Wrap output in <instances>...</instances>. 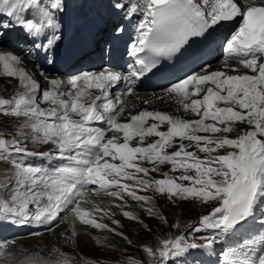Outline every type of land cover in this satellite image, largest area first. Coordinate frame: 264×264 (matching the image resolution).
Returning a JSON list of instances; mask_svg holds the SVG:
<instances>
[{"label": "snow or ice", "instance_id": "1", "mask_svg": "<svg viewBox=\"0 0 264 264\" xmlns=\"http://www.w3.org/2000/svg\"><path fill=\"white\" fill-rule=\"evenodd\" d=\"M245 3L247 0H142L128 5L117 2L114 7L124 10L128 19L142 14L137 41L130 48L135 63L126 75L108 70L83 72L69 78L67 86L45 76L49 88L42 90L19 67L20 57L0 52V75L16 79L22 89L11 99L0 98V114L23 117L21 129L31 132L30 136L23 131L18 133L23 139L0 138V161L11 165L10 174L0 180V220L51 225L61 212L71 210L81 223L106 229V225L86 219L89 214L79 206L86 185H95L117 199L123 198V192L144 204L152 198L136 192L151 189L169 198L191 197L204 204L215 202L216 206L193 229L207 233L199 237L203 243H190L184 235L161 239L155 249L143 246L148 264H176L189 250L215 255L214 264H264V4H248L245 10ZM67 8L66 0H0V18H7L0 19V36L10 28L18 29L35 48L45 51L47 62L52 64L62 41ZM221 24L232 25L223 45L225 66L234 61L248 71L229 75L225 71H209V65L165 90L198 119L141 111L127 123L118 122L124 108H117L109 99L111 88L123 80L130 94L135 82L157 66L159 57L172 56L190 38L204 36ZM90 89L99 90L100 94L85 103L91 96ZM65 95L69 99H62ZM42 103L51 106L44 109L40 107ZM149 120L153 123L148 124ZM236 123H247L250 130L235 139L215 135L232 132ZM161 124L167 125L166 132L158 131ZM107 132L114 135L106 138ZM116 134H122V143ZM150 136L158 139L146 147L140 146ZM137 137L139 143L131 146ZM29 140L37 145H52L54 150L30 152L22 146ZM174 140L180 141L178 149L168 154L166 149L174 146ZM185 140L188 146L183 143ZM193 145L209 158L201 160L187 151ZM224 148L229 149L226 154L212 155ZM16 155L61 163L44 168L17 160ZM138 161L153 164L151 171L168 163L172 171L183 170L184 174L175 179L168 178L167 173L161 180L139 179L135 174L147 176L149 169ZM190 170L195 176L187 174ZM122 180L134 181L136 189ZM177 181H188L191 186ZM146 210L150 217L157 215L152 207ZM122 214L126 219L137 220L128 212ZM257 223L260 228L255 231ZM129 264L142 262L130 259Z\"/></svg>", "mask_w": 264, "mask_h": 264}, {"label": "rangeland", "instance_id": "2", "mask_svg": "<svg viewBox=\"0 0 264 264\" xmlns=\"http://www.w3.org/2000/svg\"><path fill=\"white\" fill-rule=\"evenodd\" d=\"M76 1L79 2L80 0ZM66 2H68V0H66ZM34 73L38 74L35 71ZM30 75L33 77V79H35L33 74ZM0 77L6 76L1 75ZM9 78L13 79L11 77ZM11 81L12 82H6L0 80V98L10 97L17 92V90L13 88V81L16 82V80L13 79ZM4 85H6V87H4ZM41 86L42 90H47L49 88L46 79L43 80ZM138 94L143 95L145 93ZM154 94L155 93H149L145 95H151L152 98H156ZM65 98H68V96L62 97V99ZM138 102H140V105H147L149 103L148 101H145L143 103L141 101ZM50 106L51 105H49L48 103L40 104V107L44 109H47ZM139 106L137 108H134L138 110L141 108ZM129 108H132V105H129ZM131 111L136 113V111L134 110ZM150 112H158V107H156L155 111ZM128 116V109L124 106V112L122 113L121 117L118 118V122H129L130 118L127 119ZM172 117L178 118L179 115L174 113V116ZM194 118L195 117L193 116V120ZM23 123V117L17 118L1 115L0 138L9 140L13 138L23 139L21 135H18V133H20L21 131L30 136V129H21V125ZM151 123L152 122L148 121V124ZM246 130H250V126L248 124L236 123L233 125L232 132L217 133L215 135H226L228 136V138L235 139L240 134L245 133ZM158 131L166 132L167 125L161 124L158 128ZM116 135L120 136L118 142L122 143V134ZM151 137L152 139L150 137H145L143 143L140 144V146L154 143L153 139H158V137ZM175 141L179 143L178 140ZM138 143L139 140L134 141L132 145L137 146ZM183 143L185 144V146L189 145V142L186 140L183 141ZM173 145V147H169L166 149L167 153L176 151L178 149L179 144ZM22 146H26L28 151L36 153L49 151V148L52 147V145L33 144L30 140ZM187 151L194 152L198 157H208V154L199 152L195 145L187 147ZM227 151H229L228 148L220 149L216 153H212V155H223L226 154ZM26 157L27 156L16 155L14 158L23 161ZM108 160L109 162H112L110 158ZM117 163H119V161H117ZM138 163L140 164V166L149 169V173L147 176H144L142 173L135 174L139 179H145L149 181L161 180L165 178V173H167L168 178L175 179L176 177L184 174L181 173L183 172V170L172 171L171 164H159L156 166V171H151V169L154 167L153 164L148 163L147 161H138ZM128 171L133 172L134 170L129 169ZM10 172L11 165L6 161H0V180H4L10 174ZM188 175L195 176V172L192 171ZM121 182L131 185L133 187V190H135L137 187L134 184V181L131 180H122ZM177 183H181L184 186H191L189 185L188 181H177ZM121 194L123 196L122 199H109V201L116 205H111L110 207H108L107 212L104 210V208H101L97 213L96 211L95 213H93L94 215L91 219H94L97 223L106 225V229H96L95 227L81 223L79 225V228L76 229L75 233L74 230H70V232L66 230V234L65 230H63L64 232L59 231L56 233L54 232V228L50 230L51 233L45 232L42 235L36 237L12 241L5 240V242L0 241V253H2L0 254V264H28L29 261L33 262V264H62V262H64L65 260L67 261V264H129V260H133V258L126 257V255L122 257V251L130 255L135 254L132 255L133 257H135L136 255H141L143 258V260L141 261L142 264H148L149 258L144 253L143 247H139L137 249L138 251H135L129 250L127 245L130 240L134 239L133 237H136L135 235L137 233L139 234L140 231H148L147 227L150 219L155 225L159 224L168 226L167 230H172V232L166 238L162 237L155 242L150 241L148 246L152 247L153 249L159 246V241L161 239L174 238L177 235H184L187 238L188 242L191 243L192 239L190 238L191 236L188 235V231L194 226L197 227L198 225L196 224H199L200 218L204 215L209 214L212 208L216 206L215 202L204 204L199 200L191 197L188 199H179L176 197L169 198L167 194L160 195L151 189L148 191L141 190L136 192L137 195L151 197L152 199L149 204L134 201L133 199H131V197L127 196L123 192ZM85 199L87 200V197ZM91 200L92 198L89 201ZM109 201L107 202L109 203ZM119 205H121V207L123 206V210L118 209ZM148 207H152L157 215L154 217H150L146 210ZM123 212L130 213L132 216L136 217L137 220L126 219L122 214ZM161 217H163V219H161ZM113 221H118L119 223L116 224L113 223ZM173 225H178L179 227H173ZM108 229H112L113 231H108ZM200 236V233H195V241L193 242L203 243V241L199 239ZM125 248L127 250H125ZM205 260L209 261L208 259ZM169 264H172V262L170 261Z\"/></svg>", "mask_w": 264, "mask_h": 264}, {"label": "bare ground", "instance_id": "3", "mask_svg": "<svg viewBox=\"0 0 264 264\" xmlns=\"http://www.w3.org/2000/svg\"><path fill=\"white\" fill-rule=\"evenodd\" d=\"M81 4H84V3L81 2ZM247 4H248V1H247ZM100 16H101V14H100ZM11 32H12V36H13L12 50L15 53H17V54L12 53V52L11 53L13 55L18 56L19 50H22L23 47H25L28 44V42H27V40L25 39L24 36H21V35L17 36L16 35V33H15L16 29H13ZM18 47H19V49H18ZM0 52H9V51H6V50L2 49L1 46H0ZM19 67L23 68L27 73L33 74L35 80L40 85L42 84L43 80L45 79L44 77L47 76V75H48L47 76L48 79H59L64 84L66 82V74L53 73L48 67L44 68V74L45 75H39L40 74L39 71H38L39 69L34 67V66L33 67H29V64L26 62L25 57L23 59H21V63L19 65ZM231 69L232 68H228V71L230 72ZM33 70L36 73H38V74H35ZM232 74H236V72L232 71ZM53 76H55V77H53ZM0 80L6 81V82H12L11 80H13V79H10L9 77H0ZM14 80H16V79H14ZM4 87H6V85H4ZM0 88H1V86H0ZM13 88L15 90H17V92L22 90V89L19 88L17 80H16V82L13 81ZM15 94L11 95L10 97H4V99H11ZM145 94H149V93H145ZM145 94L127 96L125 98V101H124L125 108H127L128 110L131 111L132 108L138 107L140 105V102H138V101H141L142 103L145 102V101H148L149 103L147 105H140L139 106V107L144 108L143 111H149V112L150 111H155L156 107H158V112H160V113H165V114H168L169 116H174V113H176V114L179 115L178 118H180V119H184V120H190L191 119L192 113L182 109L181 106L179 105V103L177 102V99H176V97L174 95L167 96V98H166V97H163L161 95L162 93H155L154 96H156V98H152L151 95H145ZM65 96L67 97V95H65ZM90 98H91V96L86 98L85 100H88ZM65 99H67V98H65ZM129 105H132V108H129ZM139 112H141V111L140 110L136 111V113L134 115L138 114ZM1 115L2 114H0V116ZM149 122L153 123V121H151V120H149ZM173 143H177V142L174 140ZM86 197H87V200L85 199ZM91 198H92V200L89 201ZM110 198L114 199L115 197L109 196V195L105 196L104 198L103 197H97L95 195H91L90 191H85L84 192V197H82V199H80V204H79V205H81L83 203L86 204V207H82L81 208V209L85 210L89 214L85 218L86 219H89V218L91 219L93 217V215H94L93 213H95V211L97 213L99 211V209L104 208V210L107 212V210H108L107 208L108 207H110L111 205H116V204L112 203L111 201H109ZM107 201H109V203ZM62 219L66 220L69 223V225L68 224L67 225L69 226L70 230H73V224L76 221L79 220L77 218L76 214L73 211H71V210L65 211L64 215L62 216ZM63 230H65V234H66V230H67L66 227L64 225H60L59 227L55 228L54 232H56V233L59 232V231L60 232H64ZM50 233H51V231H50Z\"/></svg>", "mask_w": 264, "mask_h": 264}, {"label": "trees", "instance_id": "4", "mask_svg": "<svg viewBox=\"0 0 264 264\" xmlns=\"http://www.w3.org/2000/svg\"><path fill=\"white\" fill-rule=\"evenodd\" d=\"M167 227L168 226L159 225V224L155 225L153 223V221L150 219V221L148 223V227H147L148 231L147 232L146 231H140L139 234L137 233L135 235L136 237H133L134 239H132L128 242V245H127L128 249L138 251L137 249L139 247L148 246L150 241L155 242L156 240H158L162 237L166 238L172 232V230H167ZM125 250H127V249L125 248ZM122 252H123V256L120 255L122 257H124V255H126V257H132L133 260H138V261L143 260L141 255H136L135 257H133L132 255H135V254L130 255V254H126L124 251H122Z\"/></svg>", "mask_w": 264, "mask_h": 264}]
</instances>
